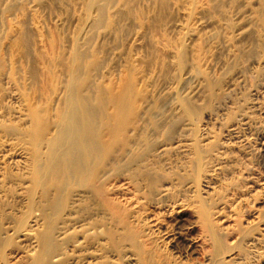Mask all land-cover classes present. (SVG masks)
<instances>
[{
  "label": "rangeland",
  "instance_id": "rangeland-1",
  "mask_svg": "<svg viewBox=\"0 0 264 264\" xmlns=\"http://www.w3.org/2000/svg\"><path fill=\"white\" fill-rule=\"evenodd\" d=\"M129 78L138 124L159 119L132 132L144 170L101 152L100 194L85 171L39 198L18 116ZM1 107L0 264H30L48 226L60 264H264V0H0Z\"/></svg>",
  "mask_w": 264,
  "mask_h": 264
},
{
  "label": "bare ground",
  "instance_id": "bare-ground-1",
  "mask_svg": "<svg viewBox=\"0 0 264 264\" xmlns=\"http://www.w3.org/2000/svg\"><path fill=\"white\" fill-rule=\"evenodd\" d=\"M83 82L81 86L68 84V95L62 100L58 109H50L39 104L35 107L29 105L27 114L18 116L19 122H27L29 131L18 128L19 131L8 127L3 120L10 121L13 111H6L0 108V140L6 139L10 132H16L27 139L22 153L26 158L23 163L24 168L28 171L30 179L37 186L39 191L36 193L41 197L45 183L50 185L48 194L52 192L53 197H58L61 193L59 186H66L68 182L73 181L76 177L85 171H92L90 189L96 194L101 193L98 185L100 175L106 165H101V152H104L110 160L115 162H124L126 165L140 164L144 170L143 161L146 152L137 148L132 138V132H142L146 138L149 137L150 130L158 128V120H154L152 112L147 110V125L138 124L140 116L139 102L144 98L136 94L132 79H127L119 93L105 101L97 93L96 87ZM57 83H54V88ZM87 92V93H85ZM161 105V104H160ZM113 106V111L107 113V129L109 132L110 142L103 146L101 142L100 111L101 109ZM151 110V109H150ZM161 113V112H160ZM155 113H153V116ZM159 116V115H158ZM142 119V118H141ZM150 125V127H148ZM174 123L170 124V127ZM152 127V129H150ZM25 130V131H24ZM27 132V135L23 133ZM166 147H159L157 151L164 153ZM14 157V156H13ZM22 157V156H21ZM104 166V167H103ZM151 179V173L146 172ZM156 180V178H154ZM42 189V190H41ZM166 189L163 190L160 197L166 196ZM44 197V195H43ZM44 201V198L42 199ZM54 229L48 226L42 234L38 243V250L31 256L30 264H60L61 255H55L49 261V252L53 247ZM90 232L88 234H92ZM61 235H64L61 234ZM86 238L77 242L78 245L85 243ZM27 253V252H25ZM23 256V255H22Z\"/></svg>",
  "mask_w": 264,
  "mask_h": 264
}]
</instances>
